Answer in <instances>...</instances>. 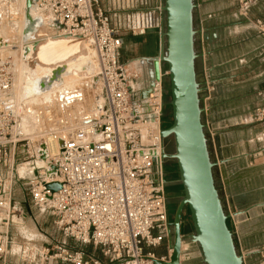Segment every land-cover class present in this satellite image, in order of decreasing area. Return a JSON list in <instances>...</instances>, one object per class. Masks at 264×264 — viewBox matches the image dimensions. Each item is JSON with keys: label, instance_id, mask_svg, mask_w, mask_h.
<instances>
[{"label": "built area", "instance_id": "obj_1", "mask_svg": "<svg viewBox=\"0 0 264 264\" xmlns=\"http://www.w3.org/2000/svg\"><path fill=\"white\" fill-rule=\"evenodd\" d=\"M255 0H231L235 14L264 39V22L250 19ZM54 21L55 32L76 36L94 52L101 103L96 114L82 121L64 139L48 131L41 141L22 137L10 108L13 79L0 63V264H153L167 262L169 217L166 178L162 158L166 144L162 129V75L145 97L140 75L119 59L126 36H142L147 27L130 24L122 29L121 13L102 5V0H34ZM200 2L196 0L197 13ZM161 4L153 9L124 13L134 17L153 15L160 33ZM199 46L205 59L204 22ZM264 57V43L261 46ZM165 75V74H164ZM204 119L215 92V82L202 63ZM264 121V107L255 110ZM52 122L50 110L44 112ZM210 146L215 132L204 120ZM64 146L60 148L59 141ZM53 143L55 152L49 143ZM44 147V150L41 148ZM44 152L41 160L40 152ZM218 162V159L215 158ZM58 184L54 191L50 186ZM224 199L243 264L249 255L264 264V244L252 251L240 249L239 210ZM31 223L37 240L18 242L15 226ZM186 243V247L191 245ZM164 248L162 255L154 250ZM185 247V248H186ZM186 249H181L185 253ZM179 264H191L184 257Z\"/></svg>", "mask_w": 264, "mask_h": 264}, {"label": "crops", "instance_id": "obj_2", "mask_svg": "<svg viewBox=\"0 0 264 264\" xmlns=\"http://www.w3.org/2000/svg\"><path fill=\"white\" fill-rule=\"evenodd\" d=\"M161 1L102 0L104 8L123 13L122 29L130 24L147 27L142 36L124 37L119 50L120 62L128 63L130 71L139 73L142 89L147 87L152 71V65L145 61H151L159 53L157 21L153 15L136 16L129 21L124 13L150 10ZM229 3L231 0H203L197 13L201 17L210 16L205 21V32L212 35L210 42L203 39L205 59L200 60L215 82L205 119L215 132L211 153L222 161L216 169L221 195L231 207L244 213L240 219V249L252 251L264 244V224L258 225L264 221V121H257L254 112L257 107H264V57L260 51L264 39L244 19L243 35H236L238 29L234 30L233 23L225 20L233 16L232 7L231 10L227 7ZM249 18L264 22V0L251 4ZM245 261L257 264V256L249 255Z\"/></svg>", "mask_w": 264, "mask_h": 264}, {"label": "water", "instance_id": "obj_3", "mask_svg": "<svg viewBox=\"0 0 264 264\" xmlns=\"http://www.w3.org/2000/svg\"><path fill=\"white\" fill-rule=\"evenodd\" d=\"M33 1L25 0V7L28 8ZM161 12L159 53L151 61L146 60L152 65V71L141 97L147 96L161 74L162 119H170L169 125L160 130V137L166 144L162 158L174 163L177 185L181 187L182 195L179 199L166 201L167 206L173 205L172 202L175 204L174 212L169 217V259L167 262L157 259L152 262L179 264L181 243L187 240L196 247V251L184 253L186 260L197 259L200 264H243L228 225L229 215L225 211L224 198L215 180L214 173L222 161L217 162L211 153L204 123L201 93L204 83L201 75L198 79L202 52L200 46L198 51L196 49V38L201 32L195 26L197 3L196 0H162ZM211 37L204 31L205 41L210 42ZM58 143L60 148L64 146L63 141ZM41 149L44 150V147ZM40 154L43 160L44 152ZM50 187L56 191L59 185ZM184 209L192 229L186 237L181 230ZM243 214L239 210V230Z\"/></svg>", "mask_w": 264, "mask_h": 264}, {"label": "rangeland", "instance_id": "obj_4", "mask_svg": "<svg viewBox=\"0 0 264 264\" xmlns=\"http://www.w3.org/2000/svg\"><path fill=\"white\" fill-rule=\"evenodd\" d=\"M223 4L224 3H222V6H224ZM228 5L229 6H227V5L226 6L230 10L232 7L233 16H229V18H226L225 20L229 23L230 22L233 23L234 26L232 25L233 26L232 28L234 30L238 29V31H235L236 35L238 37H242V35H243L242 31H244V28H245L243 23H242L243 18L239 17L237 14H236V16H234V14L237 11L238 6L232 2L229 3ZM3 6H0V10H3V12H5L2 15V16H4L2 18L3 21H0V41H1V43H0L1 44L0 45V63L5 64L4 67L7 69V71L11 75V77L13 79V87H14V89H16L14 84H16L15 81L17 82V71L19 70V68H22V70L26 71L25 68H27V60H28L27 58L28 57H27V53H26L27 48H25V47H27V42H21L20 43L21 35H19V33H17V32H19L18 26H20V24L23 26V28L27 27L29 20H28L26 14H27L28 9L25 7V9H23V12L19 9L18 10L17 9H10L9 10L10 12L6 13V10H5L6 6L5 5H3ZM36 7L38 8L37 10H40V8L37 5H36ZM222 9H223V7H222ZM15 11L17 13H20V14L19 15L16 14ZM18 11H20V12H18ZM42 13H43V11H42ZM42 13L37 15V12H35V14L37 16H40ZM223 13H224V10H223ZM5 14H7V15L5 16ZM43 14H45V13H43ZM11 15L12 16L14 15V16L12 17ZM5 17H6V20H8L10 18L7 22L9 24V29L5 25V23H6ZM22 17H23V21L21 22L20 20H22ZM13 21H15L14 22L15 24L13 23ZM223 21H224V18H223ZM17 24H18V26H17ZM195 26L198 27L197 19L195 20ZM235 26H237V27H235ZM239 29H242V30H239ZM42 31H44L47 34H51L50 30L45 29V27L42 29ZM229 31H231V29H229ZM55 34H57V32H55ZM234 37H235V35H234ZM196 49H197V51L199 50V38L198 39L196 38ZM91 59H92V62H94V65L96 66L94 57H92ZM201 65L202 64L199 62V64H198V79L199 80H200V75L202 76V74L200 73V70H201L200 66ZM205 66H206V64H205ZM239 79H241L240 76H239ZM241 87H243V84L241 85ZM17 92H18V90L16 89V94H17ZM73 93L75 94L74 96H72ZM68 96L73 97L74 102H70L71 104L64 106L65 108L62 106L64 111H65L64 113L56 112L55 104L56 105L58 104L57 101H59V98H62L61 101H65L68 98ZM26 98H27V100H26ZM95 98H97V101H96L97 104H95V102H94L96 100ZM73 103H76V104H73ZM100 103H101V93H100V88L98 87L96 80L94 79L92 81L91 79H88L87 76H84V77H78L76 79L69 80L66 82V84L64 85L62 90L56 91L54 94L49 95L47 97H42L40 99L31 101L30 103H29L28 97L21 95L20 92H18V95L15 96L14 91H13L9 105H10L11 111L13 113V117H15V120H16V128L18 129L19 133H21V136L26 137V138L30 139L31 141H41V139L43 138V136L46 132L57 131V132H59V136L61 137L62 134L60 133L59 130H61L62 128L64 129L65 126L71 124L72 120H76L73 122L76 123L75 125L77 127L81 121L89 119L91 116H93L96 113V111H95L94 114L92 113V115H90L88 117H83V118H81L82 115L80 114L81 117L79 116L80 118H79V120H77L78 117L76 118L75 115L73 117L71 116V112H72L70 110L71 106L80 104V105H84L85 107H88L89 109H91V108L97 107ZM85 107H84V110H85ZM53 108H55V109H53ZM47 110H50L52 112V115H53L52 122H47L45 117H44V112ZM31 113H33L34 115ZM82 113L85 114V112H83V111H82ZM41 114L43 115V117ZM32 116L38 117V119H37L38 121L41 120L38 123L39 128L32 131L33 133L31 131H26L24 128L25 122H28V123L34 122L35 117L33 119ZM57 116H58V118H57ZM72 118H74V119H72ZM37 120H35V121H37ZM68 133H70V131ZM216 182H217V178H216ZM172 183L173 184L170 187H173V185H174V188H169L167 190V194L172 195V196L174 195L176 199H179L182 195L181 187L179 185H177V179L173 180ZM219 191H220V189H219ZM220 194H221V192H220ZM184 210L185 211L183 212V216H182L183 220H181V230H182V235L184 237H186L187 235L191 234L192 229H191L190 221L188 219V215H187L188 213H187L186 209H184ZM263 224H264V221H262V222L259 221V223H258V225H263ZM25 231H26V233H25ZM28 234H30V235H28ZM12 235H13V238L18 242H24L25 239L34 241V240H37V237H38V236H35L33 226L30 222L25 224V227L15 226L13 231H12ZM184 241H186V240H184ZM185 247H186V243L183 242L182 243V249H184V250L186 249L185 253H187V254H190V253H193L196 251V247L193 245H189L186 248ZM164 252H165V249L163 247L159 248L157 250H154V253L156 255H158L159 253H164ZM159 255H161V254H159ZM190 263L191 264H200L197 259H193V258L190 260Z\"/></svg>", "mask_w": 264, "mask_h": 264}, {"label": "bare ground", "instance_id": "obj_5", "mask_svg": "<svg viewBox=\"0 0 264 264\" xmlns=\"http://www.w3.org/2000/svg\"><path fill=\"white\" fill-rule=\"evenodd\" d=\"M3 5L6 6V9L4 8L6 10V13L10 12L9 11L10 9H17V10L19 9L23 12V9H25V0H0V6ZM27 9L28 10L26 15L29 21L25 30H23L24 28L21 24L20 26H18L17 24L19 31L17 33L21 35L20 43L27 42V47L25 46L24 47L27 48L26 53L28 57L27 68H25L27 72L22 70V68L18 67L19 70L17 71V82L15 81L16 84H14L18 92H20L21 95L28 97L30 103L31 101L40 99L42 97H47L49 95L54 94L56 91L62 90L66 82L69 80L84 76H87L88 79H91L92 81L94 79L96 80L97 66L94 65V62H92L91 59L93 56H95L94 52L90 48H88L85 45V43H83L76 36L55 34L53 19L43 14L42 11L37 10L38 8L36 7V2L34 1L30 2ZM1 11L3 12V10H0V21H3L2 18L4 16L2 15L5 12L2 13ZM16 11L15 13L19 15L20 13H17ZM35 12H37V15H39L40 13H42L43 15L41 14V16H37ZM6 15L7 14H5V16ZM8 20L5 21L6 22L5 25L9 29V24L7 23ZM20 21L21 22L23 21V17L22 20ZM14 22L15 21H13V23ZM44 27H46L47 30H50L51 34H47L44 31H42ZM158 81L159 80H156L155 82ZM16 89H14L13 87L15 96L18 95V92L16 94ZM74 95L75 94L73 93L72 96ZM61 99L62 98H59V101H57L58 104L57 105L55 104V108H56V112L64 113L65 111L63 107L71 104L70 102H74V98L68 96V98L65 101H61ZM95 99L96 100L94 102L95 104H97L96 102L97 98ZM84 107H85L84 105H80V104L71 106L70 109L72 111L71 116L73 117L75 115L76 118L78 117L77 120H79L81 115H82L81 118L88 117L92 115V113L94 114L95 111L97 110V107L91 109L85 107V110ZM82 111L85 112V114H83ZM32 117L34 119L35 116ZM37 119L38 117H35L34 122L32 123L25 122V126H24L25 130L32 132L37 128H39L38 123L41 120L38 121ZM35 120H37L38 122ZM73 121L76 120H72L71 124L65 126L64 129L62 128L61 130H59L60 133L62 134L61 139H64L69 131H72L73 129L76 128L75 125L76 123H74ZM81 123L82 121L79 124ZM49 145L52 149V152H55L56 150L54 149L53 143L50 142ZM181 249H182V243H181ZM180 257H184V253L183 254L181 253Z\"/></svg>", "mask_w": 264, "mask_h": 264}, {"label": "trees", "instance_id": "obj_6", "mask_svg": "<svg viewBox=\"0 0 264 264\" xmlns=\"http://www.w3.org/2000/svg\"><path fill=\"white\" fill-rule=\"evenodd\" d=\"M169 123H170V119L169 118L162 119V127L168 126ZM164 171H165V174L169 176V178H167L168 180L177 179V171H176L175 165L172 166V167H170L169 165L164 166ZM214 175H215V180H216V178H217L216 172L214 173ZM170 188H172V187H170ZM166 193H167V191H166ZM182 216H183V214H182ZM188 219H189V216H188ZM181 220H183V217H181ZM159 254L162 255L163 253H159Z\"/></svg>", "mask_w": 264, "mask_h": 264}, {"label": "flooded vegetation", "instance_id": "obj_7", "mask_svg": "<svg viewBox=\"0 0 264 264\" xmlns=\"http://www.w3.org/2000/svg\"><path fill=\"white\" fill-rule=\"evenodd\" d=\"M166 165H169L170 167H172V166H174V163L173 162H171V161H169V160H167L166 161V164H165V166ZM165 178H166V185H165V192L170 188V186H172V181L173 180H168L167 178H169V176L168 175H165ZM169 183V184H168ZM172 188H174V185H173V187ZM166 195H167V199H170V200H175L176 198H175V196L173 195H168L167 193H166ZM172 204L173 205H170V206H167V213H168V217H170L172 214H173V212H174V208H175V204H174V202H172ZM185 211V210H184ZM183 211V212H184ZM183 214V213H182Z\"/></svg>", "mask_w": 264, "mask_h": 264}]
</instances>
